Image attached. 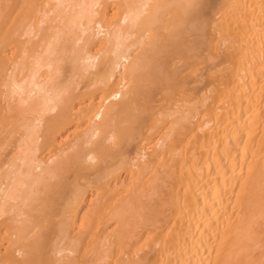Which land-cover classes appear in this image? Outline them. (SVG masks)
<instances>
[{
	"label": "bare ground",
	"instance_id": "obj_1",
	"mask_svg": "<svg viewBox=\"0 0 264 264\" xmlns=\"http://www.w3.org/2000/svg\"><path fill=\"white\" fill-rule=\"evenodd\" d=\"M0 264H264V0H0Z\"/></svg>",
	"mask_w": 264,
	"mask_h": 264
}]
</instances>
